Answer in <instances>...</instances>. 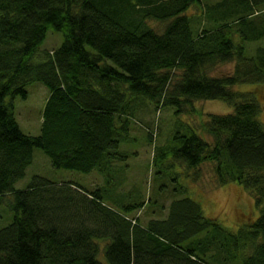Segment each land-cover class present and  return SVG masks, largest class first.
<instances>
[{
	"label": "trees",
	"instance_id": "16d2710c",
	"mask_svg": "<svg viewBox=\"0 0 264 264\" xmlns=\"http://www.w3.org/2000/svg\"><path fill=\"white\" fill-rule=\"evenodd\" d=\"M192 6L208 27L195 25L186 13ZM49 30L63 42L42 49ZM261 38L264 0H0V205L12 211L0 228V264H104L99 256L108 264H264V125L259 103L232 90L264 84V46L245 55V43ZM233 60L234 74L207 73ZM34 81L49 91L36 136L20 130L13 104ZM213 99L233 112L207 114L200 129L210 140L177 132L180 145L158 149L153 163L162 158L168 170L169 151L173 166L213 162L220 184L254 191L260 214L233 233L205 217L199 202L176 195L163 218L142 223L133 213L150 199L120 193L128 153L119 145L131 139V121L144 100L177 115ZM34 147L54 167L95 170L105 183L85 189L34 175L16 189Z\"/></svg>",
	"mask_w": 264,
	"mask_h": 264
},
{
	"label": "rangeland",
	"instance_id": "374dc122",
	"mask_svg": "<svg viewBox=\"0 0 264 264\" xmlns=\"http://www.w3.org/2000/svg\"><path fill=\"white\" fill-rule=\"evenodd\" d=\"M216 0H202L203 4L215 2ZM193 16L197 27H208L204 20L201 7L192 6L187 12ZM151 25L161 31L163 23L151 22ZM63 42V35L59 31L49 30L40 48L55 49ZM264 46V38L245 43V55L253 56L255 49ZM236 60L218 64L207 70L211 76H225L234 74ZM180 72L174 70L172 80L180 77ZM234 92L246 95V99H255L259 103V120L264 125V84L263 83H243L232 87ZM27 96L25 99L16 97L13 101L14 116L20 130L29 135L36 136L40 133L42 121V111L45 100L48 96V88L40 81H34L26 86ZM238 100V98H237ZM239 101V100H238ZM243 101V99H241ZM141 109L138 110L136 118L130 123L129 141L121 142L119 149L128 153L127 159L121 162L123 165L120 181V193H132L134 197L148 201L142 210L133 213L139 216L144 223L149 218H163L167 214L169 201L178 196H187L199 202L205 217L211 218L223 229L229 232H236L242 225L252 223L260 214V207L255 206L254 191L236 181H229L220 184L215 173L213 162H204L196 168H187L184 164H175L170 160L164 162L168 170L161 168L163 159L153 163V155L158 149L165 150L171 146H179L180 139H176V133L188 135L193 130L199 135H203L208 141L210 138L201 131L202 121L207 114H227L233 112V106L222 99L198 100L193 102L195 111H183L175 114V109L169 106L160 107L155 110L154 104L143 101ZM189 108V107H187ZM151 132V140L147 134ZM168 152V151H167ZM166 173V174H165ZM34 175L42 176L51 182L60 183L62 181H72L85 189H91L105 183L104 177L97 171L83 173L76 170L56 168L51 164L50 158L40 148L34 147L32 150V162L26 168L25 175L15 183L18 190L25 189ZM178 187L177 193L173 191ZM134 193V194H133ZM130 195V194H129ZM10 199L5 196V202ZM156 201L158 205L151 204ZM108 202V201H107ZM109 205H112L108 202ZM161 206V208H160ZM163 206V207H162ZM11 209L8 204L0 205V228L10 223ZM104 264L102 256L98 257ZM235 264H242L238 259Z\"/></svg>",
	"mask_w": 264,
	"mask_h": 264
}]
</instances>
